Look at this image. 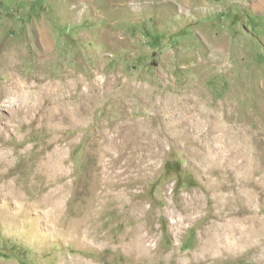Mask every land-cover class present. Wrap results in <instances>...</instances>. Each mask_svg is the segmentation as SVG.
I'll return each mask as SVG.
<instances>
[{
    "label": "rangeland",
    "instance_id": "obj_1",
    "mask_svg": "<svg viewBox=\"0 0 264 264\" xmlns=\"http://www.w3.org/2000/svg\"><path fill=\"white\" fill-rule=\"evenodd\" d=\"M99 173L125 200L69 234ZM217 234L210 264H264V0H0V264H197Z\"/></svg>",
    "mask_w": 264,
    "mask_h": 264
},
{
    "label": "bare ground",
    "instance_id": "obj_2",
    "mask_svg": "<svg viewBox=\"0 0 264 264\" xmlns=\"http://www.w3.org/2000/svg\"><path fill=\"white\" fill-rule=\"evenodd\" d=\"M80 106V105H79ZM78 107V106H77ZM139 122V121H138ZM138 130V129H137ZM105 135V134H104ZM132 139V138H131ZM130 139V140H131ZM116 140V139H115ZM114 140V141H115ZM116 142V141H115ZM129 142V140H128ZM117 143V142H116ZM125 144V143H124ZM112 147V146H111ZM119 154V153H118ZM128 154V153H127ZM201 155V154H200ZM118 156V155H117ZM115 159V158H114ZM200 159V158H199ZM213 161V160H212ZM216 162V161H215ZM213 167V166H212ZM217 173L219 171L217 170ZM103 173H99V178L95 181L94 185V191H92L86 198L85 203L83 206L85 207L84 212L77 213L75 214L72 219L71 218H66L64 222H66L69 225V234H80L84 233L86 228H93L95 227L94 225L103 220L106 215L109 213V206L111 203H123L125 200L123 198V191H120L119 189L122 187V182L120 180L118 181H112L110 178L106 181L105 178H103ZM217 178V177H216ZM230 180V179H229ZM138 184V183H137ZM218 184V183H217ZM230 184V183H229ZM136 185V184H135ZM228 185V184H227ZM107 186L110 191H107ZM220 186V185H219ZM222 186V184H221ZM218 186H216L217 188ZM125 189V188H124ZM220 192V191H219ZM224 192V191H223ZM217 193V192H216ZM131 195V194H130ZM126 196V195H125ZM134 196V195H133ZM57 195H54V197L46 198L44 197L43 199H40V206H48V205H54L55 200L57 199ZM84 199V198H83ZM28 203L30 202V198L28 196L24 198ZM221 200V199H220ZM223 202V201H221ZM231 202V201H229ZM234 202V200H233ZM52 205V206H53ZM51 206V207H52ZM222 206V205H221ZM55 207V206H54ZM57 207V206H56ZM56 207L54 209H56ZM132 208L137 211L143 209V205L140 202H136L132 204ZM220 208V207H219ZM222 208V207H221ZM58 210V209H57ZM233 211V210H232ZM230 212V211H229ZM189 213V212H188ZM227 214V213H225ZM234 215V214H233ZM221 216V215H219ZM232 216V215H231ZM226 217V216H225ZM224 217V218H225ZM235 217V215H234ZM49 221L57 220L58 218L56 217L54 219V216H48L47 217ZM231 218V217H230ZM238 218V217H237ZM244 218V217H243ZM215 219V218H214ZM217 220V219H216ZM246 221V220H245ZM242 222V221H241ZM263 222V221H262ZM60 223V221L58 222ZM218 223V222H216ZM221 223V222H220ZM245 223V222H244ZM261 223V222H260ZM259 223V224H260ZM234 224V223H233ZM211 225V224H210ZM239 225V224H238ZM204 226V225H203ZM230 226V225H229ZM240 226V225H239ZM260 226V225H259ZM240 228V227H239ZM238 228V229H239ZM242 228V226H241ZM237 231H240L238 230ZM263 229V228H261ZM203 231V230H202ZM236 233L235 231H233ZM233 232L231 234H233ZM243 232V231H242ZM222 233V231L220 232ZM239 233V232H238ZM240 234V233H239ZM246 234V233H245ZM249 234V233H248ZM239 236V235H238ZM242 236V235H241ZM244 236V235H243ZM261 236V235H260ZM218 237L219 235L217 234L216 237L214 238V242L211 244L207 245L203 250H200L201 256H199V260L197 264H210L209 263V258L213 254L212 249L215 244L218 243ZM237 237V236H236ZM204 238V237H203ZM245 238V237H243ZM259 238V237H258ZM238 239V238H237ZM124 240H130L131 241V246L133 253L136 256H140L142 258H147V257H153L155 254L156 249L152 245L153 242L155 241V235L152 230H148L147 232H144L141 229H138L133 232L132 236H127L124 238ZM226 240V239H225ZM223 241V239H222ZM237 241V240H236ZM256 242V241H254ZM260 242V241H259ZM208 243V242H207ZM226 243V242H225ZM222 244V243H221ZM231 244V243H229ZM246 244V243H245ZM202 245V244H201ZM233 245V244H232ZM231 245V246H232ZM256 245V244H255ZM199 246V245H198ZM197 246V247H198ZM238 246V245H237ZM248 246V245H247ZM227 247V246H226ZM233 247V246H232ZM203 248V247H202ZM219 248V247H218ZM224 248V247H223ZM230 249V248H229ZM237 249V248H236ZM221 250V249H220ZM238 250V249H237ZM241 250V249H240ZM238 250V251H240ZM223 251V250H222ZM223 254V253H222ZM235 254V253H234ZM200 255V254H199ZM214 255V254H213ZM228 257V256H227ZM190 258V257H189ZM194 258V257H193ZM224 258V257H223ZM192 259V258H191ZM196 259V258H195ZM194 260V259H193Z\"/></svg>",
    "mask_w": 264,
    "mask_h": 264
}]
</instances>
